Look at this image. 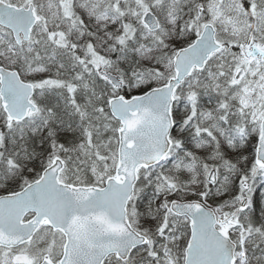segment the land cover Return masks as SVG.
<instances>
[{
    "label": "snow or ice",
    "instance_id": "6c2138e0",
    "mask_svg": "<svg viewBox=\"0 0 264 264\" xmlns=\"http://www.w3.org/2000/svg\"><path fill=\"white\" fill-rule=\"evenodd\" d=\"M0 264H264V0H0Z\"/></svg>",
    "mask_w": 264,
    "mask_h": 264
}]
</instances>
